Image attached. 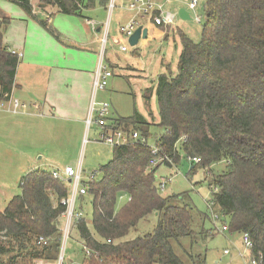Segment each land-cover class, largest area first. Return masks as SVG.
Segmentation results:
<instances>
[{"label": "trees", "instance_id": "1", "mask_svg": "<svg viewBox=\"0 0 264 264\" xmlns=\"http://www.w3.org/2000/svg\"><path fill=\"white\" fill-rule=\"evenodd\" d=\"M7 1L36 18L30 0ZM98 2L107 9L109 0H40L64 15L81 18ZM10 22L0 19V101L9 100L21 62L5 45ZM41 24L54 33L47 21ZM179 36L177 73L168 67L156 87V126L163 133L150 143L153 124L136 108L131 117L113 119L115 129L137 132L140 139L114 147L112 159L85 183L88 191L80 202L91 199L94 233L86 219L76 225L84 248L92 253L84 257V264H185L175 243L193 264H206V259L186 250L183 241L189 240L194 248L198 239L207 240L214 232L194 230L197 212L185 202L189 194L163 196L156 177L161 165L172 168L179 163L180 151L201 160L191 173L198 166L209 171L208 203L223 216L229 233L249 236L253 248L248 258L264 264V0H206L201 39L195 41L181 31ZM151 96L149 90L148 104ZM152 160L158 162L155 167ZM221 163L224 170L214 176L211 167ZM20 189L0 212V264H57L69 184L39 169L26 173ZM122 197L128 200L118 208ZM208 212L200 221L212 220L209 208ZM152 215L157 217L152 234L124 241ZM41 238L47 243L40 244Z\"/></svg>", "mask_w": 264, "mask_h": 264}, {"label": "rangeland", "instance_id": "2", "mask_svg": "<svg viewBox=\"0 0 264 264\" xmlns=\"http://www.w3.org/2000/svg\"><path fill=\"white\" fill-rule=\"evenodd\" d=\"M130 1L131 0H123L121 3V0H109L104 22V27L106 28V24L108 27V37L106 38V43H104V31L102 30V40L99 46V56L97 63L99 64L100 56L104 52L105 66L111 68L110 65L113 64V62H125L136 69L144 71L141 72L142 75L147 76L149 80L137 82L136 78L132 77V74H130L129 71L124 70L125 67L122 64H120L119 67L113 69L114 77L109 80V86L107 87V90L102 91V93H100L96 98L97 102H105L111 106V119H115L117 117H131L134 114V109L136 106L139 111L141 110L145 112L146 108L144 107V103L142 104V96L144 91L149 85L155 88L157 77L166 70L165 68L161 67L162 53H165L164 50L162 52L161 43L164 44L162 39H158V41L141 39L137 46L131 47L128 40L126 41V39L121 38V35L119 34V28L121 25L126 23L124 22L126 20V18L124 20V15H130L124 6H128ZM172 1L173 4L167 6L169 10L177 14L175 24L172 28L176 30L177 28L181 29L191 39L199 41L201 39L202 25L205 18L206 0H198L200 4L196 13L190 11L188 5L186 6L183 4V2L186 3V1L190 2L191 0ZM164 2H166V0H164ZM112 3H114L115 7L110 8ZM6 4L13 8L16 7V5L11 4L8 1H6ZM181 9L186 10L190 14V20L181 19L178 13ZM95 11L96 10L88 11L86 13V17L96 19L98 14ZM196 14L201 18L200 23L195 21ZM54 18H63L67 20L66 22L61 23L63 31H66L68 27L72 28L71 25L75 24V22L81 24L85 21L83 19H78L79 17L66 15L54 14L52 19ZM53 29L55 28L53 27ZM116 37L120 38L125 43L123 45L127 46V53L121 52L120 47L122 44L115 42ZM53 40L55 42H59L54 37ZM60 41L65 43V40L62 36H60ZM42 42L43 43L39 44L40 49L53 51L51 48L46 47V41L42 40ZM170 43L173 44L172 37H170ZM66 52L74 59V62L69 61V63L76 65L81 57L78 54L81 53H78L76 50H67ZM178 57L179 56L176 55L173 56V54L171 57H167V61L173 73H177ZM63 62L65 63V61ZM152 99L153 101L150 103V109H152V113L155 116L152 121H155L156 123L159 118L156 96L154 95ZM3 104L5 107L8 106L6 101H4ZM27 108L30 107L27 106ZM19 114L17 113L15 116H18ZM2 116L6 119L0 121V210L5 209L6 203L13 197L21 194L22 191L20 189V181L26 175V173L31 170L30 166H28L29 157H32L33 159L34 156L31 155L32 150L30 144L27 143V135H22V139L17 141L18 143L12 142V140L9 139L10 137L7 134V128L8 124L12 123V120L8 118L12 117H10V115ZM37 122H42V124H45L44 126L49 129V133L46 136L47 150H44L42 155L55 158V165L53 166L55 168L42 164L44 165L42 167L43 170L53 172L54 170L61 171L67 166H70L74 169H78L81 166L83 171V181L89 182L92 178V175L98 172V169L101 166L107 164L112 159L113 148L100 142V130L95 125L92 126V128H87V125L84 124L82 128L81 126H78V124L74 123L70 130V138L69 140H66L68 143H66V146L62 150L59 147L58 150H56L54 147L55 144L58 145V143H60V138L54 132H57L61 127L69 124H64L57 118L55 120L42 119V121L37 120ZM82 130L83 133L79 143L77 135ZM150 133V143H153L155 138L163 133V130L156 125H153L150 128ZM42 144L44 145L45 142H42ZM42 155H38L37 158L41 159ZM180 156L181 160L172 168H169L166 165H161L159 168L156 174L157 181L160 182L161 179H172V181L168 183L166 189L162 191L161 194L163 196H172L188 193L189 195H187L188 197L185 198V202L193 205L196 212L198 213L194 214V230L200 231L201 228H204L205 230L209 231L212 229L214 232V236L209 237L207 240L198 239L194 248H192L190 245L189 240H184L183 243L186 250L192 252L194 256H201L202 258L206 259V264H247L249 252L245 251L240 235L222 232V223H214L210 219H205L204 222L200 221V216L209 214L208 201H210L212 193L205 178L208 177V174L210 173L208 170L199 166L197 167L195 173H191V168L195 164H193L181 151ZM224 167L225 165L223 163L212 166V174L214 176L221 174V172L224 170ZM100 176V173H97L95 179H100ZM126 202L127 200L125 197L120 198L118 208H121V206ZM80 204L81 202L79 201V207ZM81 205H83L85 219L89 224V228L91 232L94 233L92 227L93 208L91 199L86 197L85 203ZM156 226V215L149 216V218L141 221L138 227L133 229L124 241H131L137 237L152 234ZM174 249L176 254L185 262V264H193L188 254L185 253V251L180 248L177 243L174 244ZM225 250H229L230 254L226 255L224 253ZM61 251L59 258L61 257ZM243 254L247 258H244L242 256ZM84 257L85 254L79 232L73 227L65 245L64 260L62 264H80V258H83L82 264H84ZM59 263L60 259L58 260L57 264Z\"/></svg>", "mask_w": 264, "mask_h": 264}, {"label": "crops", "instance_id": "3", "mask_svg": "<svg viewBox=\"0 0 264 264\" xmlns=\"http://www.w3.org/2000/svg\"><path fill=\"white\" fill-rule=\"evenodd\" d=\"M6 1L7 0H0V19L8 18L11 21L5 30L4 41L5 45L10 50L21 57V62L18 68L14 90L9 100L6 101L8 106H4V101L0 103V111H3L0 112V121L6 119L2 115H10V117H12L8 118L12 120V123L8 124L7 128L9 139L12 140V142H17L22 139V135H27V143L30 144L32 150L31 155L35 156H33V159L29 157L28 166H30L31 170H43L42 167L44 165L42 164L53 167L55 165V158L42 155L44 150H47L46 136L49 133V129L44 126L45 124L37 122V120H55L57 118L60 122L69 124L61 127L57 132H54L60 138V143H58L59 146L55 144L54 149L56 150H58V147L62 150L66 146V143H68L66 140L70 138V130L74 123L82 128L84 124H86L93 97V81L98 68L97 59L99 56V46L102 40V28H104L105 25L104 22L108 8L106 9V7L100 5V2H98L94 9L88 10H96L95 12L98 14L96 19L87 18L86 13L88 11H85L84 16L78 18L85 20L84 22L81 24L75 22V24L71 25L73 29L68 27L66 31H63L61 23L67 20L63 18L52 19L54 14L64 15L60 13L57 7H44L40 3V0H30L33 13L36 17L33 18L28 16L19 5L8 1L16 5V7L13 8L6 4ZM162 1L164 2V0ZM168 1L169 3L167 6L173 4L172 0H166V2ZM122 2L123 0H121V3ZM188 3L189 1H186V3L183 2L186 6ZM129 18L130 15L127 16L125 14L124 22H127ZM94 20L97 22L96 28L88 23V21ZM41 21H47L49 28H51L54 33L43 27ZM52 26L55 29H53ZM145 29H148L147 40L158 41V39H162L164 41V44L161 43L162 52L163 50L165 52L164 54L162 53L161 67L166 69L164 72L166 73L167 68L170 67L167 57H171L172 54L173 56L176 55L180 57L182 52L179 31L184 34L186 33L178 28L177 30L172 27L158 28L153 25H148ZM119 34L121 35L120 31ZM60 36L63 37L65 43L60 41ZM53 37L59 42H55ZM170 37L173 38V44L170 43ZM121 38H123L122 35ZM42 40L46 41V47L51 48L53 51L40 49L39 44L43 43ZM115 42L122 44V46L125 44L117 37ZM67 50H76L78 53H81L78 54L81 57L76 65L69 63V61L74 62V59L71 55L67 54ZM63 61H65V63ZM120 64L125 67L124 70L129 71L132 77L136 78L137 82L149 80L147 76L142 75L141 72L144 71L136 69L125 62H113V68L111 67L112 70L119 67ZM158 77L156 80V87ZM156 87L154 88L149 85L144 91L142 104L144 103V107L146 108L145 112L139 111L137 106L135 107L140 115L153 125L159 123V118L156 123L152 121L155 116L152 113V109H150V103L153 101L152 98L154 95L156 96ZM149 90H151L152 96L148 104L145 100V96ZM100 93H102V91L98 92L97 97ZM12 100H18L30 108L21 110V112H19L20 114L18 113L19 115L15 116L17 113L14 114L12 111ZM82 133L83 130L77 135L79 143ZM42 142H45V144L43 145ZM38 155H42L41 159L37 158ZM63 170L54 171L63 172ZM125 198L128 200L127 197ZM3 211L4 209L0 210V212ZM241 241L243 245L242 236ZM82 259L83 258L79 259L80 264H82Z\"/></svg>", "mask_w": 264, "mask_h": 264}, {"label": "built area", "instance_id": "4", "mask_svg": "<svg viewBox=\"0 0 264 264\" xmlns=\"http://www.w3.org/2000/svg\"><path fill=\"white\" fill-rule=\"evenodd\" d=\"M168 2H163L162 0H131L128 6H124L126 11L130 14L128 21L123 24L119 31L122 37L126 40L135 33L138 28H145L148 25H153L158 28H169L173 27L177 14L173 13L167 8ZM198 0H191L188 3V8L190 11L196 13L199 8ZM114 3L110 5V8H113ZM195 21L200 23L201 18L196 14ZM88 23L94 28L97 27L96 22L88 21ZM104 31V43H106V38L108 37V27L103 28ZM127 46H121V52H127ZM104 52L100 56V61L98 68L93 81V97L89 109V114L87 118V128H92L96 126L100 130V142L114 148L116 146L126 145L130 141H137L140 139V135L137 132L125 133L122 130H117L114 127L113 121L110 118L111 116V106L105 102H97L96 97L98 92L105 91L109 86V80L113 78L114 72L110 67L105 66ZM12 111L14 113H19L20 110H25L27 106L22 104L18 100H12ZM3 106V104H2ZM142 143H145L143 139ZM152 155L157 156L158 150L155 145H151ZM193 164H200L201 160L199 158L189 159ZM158 164L157 160L151 161V166L155 167ZM82 167L74 169L70 166L66 167L63 172L53 171V177L55 179L64 181L69 184V196L63 200V205L66 207V212L62 217V244L63 246L61 251L60 263L62 264L64 260V250L66 242L70 236L71 230L76 228V225L85 219V214L82 208L78 206L80 198L87 194L88 182H84L82 178ZM94 179V174L92 175L91 180ZM90 180V181H91ZM71 181V183H69ZM172 179L162 180L159 182V190L162 192L166 189L168 183ZM86 183V184H85ZM212 204L208 203V208L211 212V217L214 223H222L223 216L215 213ZM222 232H228L229 227L222 224ZM243 246L245 251L250 253V250L253 248V243L248 235H242ZM111 241H109L110 243ZM39 243L46 244L44 238L39 240ZM84 254L86 258H91L92 253L89 249L84 248ZM225 254H229V251L226 250ZM244 258H247L242 255ZM247 264H259L256 260H250L247 258ZM36 264H46L43 261L36 262Z\"/></svg>", "mask_w": 264, "mask_h": 264}, {"label": "water", "instance_id": "5", "mask_svg": "<svg viewBox=\"0 0 264 264\" xmlns=\"http://www.w3.org/2000/svg\"><path fill=\"white\" fill-rule=\"evenodd\" d=\"M45 7V5H42ZM179 16L181 17V19L183 20H190V14L184 10V9H181L179 11ZM148 38V29H143V28H138L135 33L129 38L128 42H129V45L131 47H135L138 45L139 41L141 39H147ZM69 183H71V181H69Z\"/></svg>", "mask_w": 264, "mask_h": 264}]
</instances>
